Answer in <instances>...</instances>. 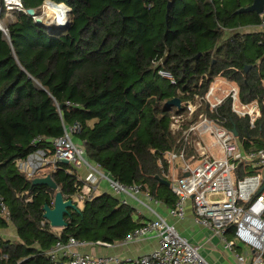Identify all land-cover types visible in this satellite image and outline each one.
I'll return each instance as SVG.
<instances>
[{"label":"trees","instance_id":"1","mask_svg":"<svg viewBox=\"0 0 264 264\" xmlns=\"http://www.w3.org/2000/svg\"><path fill=\"white\" fill-rule=\"evenodd\" d=\"M45 1L22 0L26 11L15 13L8 36L0 30V229L12 224L18 232L16 241L1 239L8 259L0 264H50L45 253L59 240L114 244L144 224L133 206L108 193L70 210L60 232L44 218L58 191L75 197L82 185L75 168L60 163L50 173L53 190L34 186L17 161L50 147L75 124L81 127L75 141L89 161L168 208L178 198L158 178L168 181L165 156L182 146L171 125L188 114L183 106L167 109V102L204 97L218 79L234 83L243 103H259L254 128L232 112L231 100L217 116L204 104L184 127L201 114L219 117L236 129L245 152L264 149V31L247 30L259 27L264 13H237L254 0H51L70 9L62 27L27 14L41 15ZM254 173L240 166L237 174ZM226 235L237 243L235 226Z\"/></svg>","mask_w":264,"mask_h":264},{"label":"built area","instance_id":"2","mask_svg":"<svg viewBox=\"0 0 264 264\" xmlns=\"http://www.w3.org/2000/svg\"><path fill=\"white\" fill-rule=\"evenodd\" d=\"M49 3L59 6L46 0L44 5L48 12L51 11ZM44 5L42 14L34 19H42L45 23L58 27L56 16L53 21L48 22ZM23 11L26 10L22 0H0V30L6 36L8 23L14 20L16 12ZM67 20L68 12L64 22L60 24L66 25ZM259 28L264 31V22ZM159 74L172 83L175 82L170 73L161 70ZM228 100H231L232 112L240 118L247 117L251 128H254L261 116L259 103H243L239 87L223 79L216 80L204 97L196 96L182 104L188 114L186 118L174 119L171 129L181 134L182 146L177 152H168L165 156L170 167L166 178L173 194L178 198L173 208L167 207L168 215L177 221H183L187 206L192 203L197 221L215 233L233 255L238 244L252 250L250 258L236 255L239 264H264V149L245 152L239 138L219 117L201 114L196 122L184 127L186 121L194 120L204 104L211 114L217 116ZM80 128L78 124L66 128L62 137L51 140L50 147H40L26 159L18 160V170L28 179L34 180L59 171V164L63 160H67L75 169H84L87 173L85 176H77L82 185L72 200L90 201L101 191L102 184H106L108 194L117 198L120 204L143 207L154 217L146 219L141 227L120 244L128 245L145 238H155L158 245L150 253L125 260L119 256L90 255L81 250V247L88 245L112 247L115 244L79 242L74 238L68 242L59 240L45 253L50 264H209L201 255L199 247L182 236L175 225L154 210L152 205H163L162 202L154 200L140 186L123 185L104 172L98 164L89 161L84 145L75 141L74 136ZM41 140L37 139L35 142H42ZM178 160L182 165H177ZM240 166L249 167L255 173L240 178L237 174ZM2 212L9 223V212L4 205ZM231 226H235L237 243L227 238V230ZM1 239L0 237V244ZM6 259L7 255L0 250V260Z\"/></svg>","mask_w":264,"mask_h":264},{"label":"crops","instance_id":"3","mask_svg":"<svg viewBox=\"0 0 264 264\" xmlns=\"http://www.w3.org/2000/svg\"><path fill=\"white\" fill-rule=\"evenodd\" d=\"M61 5L65 6V4ZM67 8L70 11L69 7ZM36 16L39 15L35 14L33 18ZM43 23L46 24L44 21ZM247 30L250 32L262 31L259 27H248ZM180 164L182 165V162H177L178 166H180ZM75 171L76 174L80 176H85L87 173L84 169H75ZM105 193H108V187L103 183L101 191H99L96 196H101ZM152 206L159 215H161L163 218H166L170 224L175 225L182 236L186 237L193 245L200 248L201 255L209 264H239L236 260V255H243L247 258H250L253 255V252L250 248L241 244H238V249H236L235 255L228 251L225 248V244L215 233L203 227L197 221L192 203L188 204L186 217L183 221H177L176 219L170 217L168 215L167 207L164 204ZM133 207L139 211L138 215L145 218V220L149 219L150 217L154 218L145 208L138 206ZM55 230L60 232V229ZM0 237L6 241H16L18 240V232L16 228L10 224L8 228L0 229ZM114 244L115 245L112 247L88 245L86 247H81V250L85 253L95 256H119L125 260H132L152 252L158 245L155 238H145L141 241L128 245H121L120 242Z\"/></svg>","mask_w":264,"mask_h":264},{"label":"water","instance_id":"4","mask_svg":"<svg viewBox=\"0 0 264 264\" xmlns=\"http://www.w3.org/2000/svg\"><path fill=\"white\" fill-rule=\"evenodd\" d=\"M257 13L258 15H262L264 13V0H254L253 4L250 7L247 8H241L237 13ZM27 14L31 17L35 16V11L33 9L27 10ZM37 24H44L42 19H36ZM64 25V24H63ZM62 24H59L58 27H62ZM251 69V66H247L245 68V71L248 72ZM167 109L176 108L177 110H182L181 100L179 99H173L166 103ZM63 106L60 107L62 109ZM233 132L236 137H238V133L236 129H233ZM62 163L68 164L67 160H63ZM158 180L166 185L167 187H170V183L168 181L162 180L158 178ZM34 186H47L53 190H57L58 187L56 183L54 182L53 178L51 176H47L44 178H36L33 180ZM264 189V185H263ZM70 210L73 211H79V208L77 207L76 203L72 199H66L65 196L58 191L56 193L55 199H54V205L53 207H50L49 205H46L44 207V218L50 223V226L53 229H64L67 225L65 221V216L69 213Z\"/></svg>","mask_w":264,"mask_h":264},{"label":"bare ground","instance_id":"5","mask_svg":"<svg viewBox=\"0 0 264 264\" xmlns=\"http://www.w3.org/2000/svg\"><path fill=\"white\" fill-rule=\"evenodd\" d=\"M50 9L53 10V14L58 18L55 22L63 23L66 19V11L64 5L55 6V4L49 3ZM58 21V22H57Z\"/></svg>","mask_w":264,"mask_h":264},{"label":"rangeland","instance_id":"6","mask_svg":"<svg viewBox=\"0 0 264 264\" xmlns=\"http://www.w3.org/2000/svg\"><path fill=\"white\" fill-rule=\"evenodd\" d=\"M44 8L46 9V5H44ZM65 11H66V14H67V12H69V10H68V8L66 6H65ZM46 13L47 14H45V15H48V18H49L48 19V22L49 21L51 22V21H53L55 19V15L53 14V11L52 10L48 12V10L46 9ZM45 15H43V16H45ZM46 24L49 25V26H54V25H52L50 23H46ZM178 162L180 163L181 161L178 160ZM215 199H220V197H215ZM74 203H76V205H77V207L79 209H82L83 208V202L77 201L76 199H74ZM59 231H61V230H59Z\"/></svg>","mask_w":264,"mask_h":264}]
</instances>
